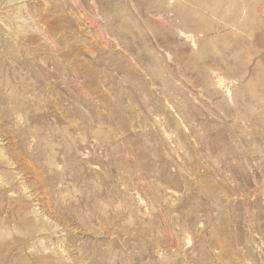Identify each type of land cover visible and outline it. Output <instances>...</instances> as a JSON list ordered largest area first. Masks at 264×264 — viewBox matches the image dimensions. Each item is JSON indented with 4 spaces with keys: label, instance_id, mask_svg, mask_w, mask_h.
<instances>
[{
    "label": "rangeland",
    "instance_id": "rangeland-1",
    "mask_svg": "<svg viewBox=\"0 0 264 264\" xmlns=\"http://www.w3.org/2000/svg\"><path fill=\"white\" fill-rule=\"evenodd\" d=\"M0 264H264V0H0Z\"/></svg>",
    "mask_w": 264,
    "mask_h": 264
}]
</instances>
